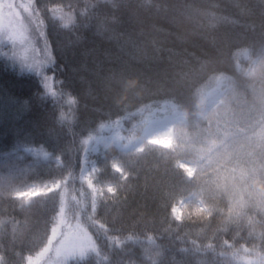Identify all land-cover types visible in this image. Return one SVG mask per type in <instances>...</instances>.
Here are the masks:
<instances>
[{"label": "trees", "instance_id": "obj_1", "mask_svg": "<svg viewBox=\"0 0 264 264\" xmlns=\"http://www.w3.org/2000/svg\"><path fill=\"white\" fill-rule=\"evenodd\" d=\"M32 5L39 71L0 53V264H264V0ZM219 74L221 102L199 116L200 91ZM163 102L184 114L173 145L91 156L94 183L114 189L93 209L80 181L84 140Z\"/></svg>", "mask_w": 264, "mask_h": 264}, {"label": "rangeland", "instance_id": "obj_2", "mask_svg": "<svg viewBox=\"0 0 264 264\" xmlns=\"http://www.w3.org/2000/svg\"><path fill=\"white\" fill-rule=\"evenodd\" d=\"M32 8V0H0V53L27 71H39V67L42 64V59L40 58H43L45 46L41 45L40 42L37 46L32 43L34 37H30V28L36 19ZM8 46L11 47L9 50L7 49ZM238 57L242 60L249 59L246 51L242 52ZM255 65V61H250L248 71H253ZM238 67H240L239 64ZM221 85V78H218L211 87L200 91V116L206 115L208 111L220 104L224 93ZM132 116L136 117V120L129 127L124 125V119L128 120L129 118L125 117L124 119L101 125L96 133L89 135L84 140L85 150L80 181L86 185L91 193L93 209L102 193L104 191L108 192L107 189L110 187L101 188L94 183L96 167L94 161L91 160V156L109 146H114L126 152H140L145 143L171 147L174 142L172 130L177 123L183 121V114L175 105L169 102L160 104L158 108H142L133 113ZM162 140H168V142ZM26 152L41 160H47L49 156L40 149H27ZM114 168L118 167L114 165ZM59 187V183L31 186L15 196L28 201L33 197L55 191ZM24 192L39 194L22 196L21 193ZM184 203V201H181L175 206L178 209L176 214L172 212L176 220H179L176 215L181 216Z\"/></svg>", "mask_w": 264, "mask_h": 264}, {"label": "snow or ice", "instance_id": "obj_3", "mask_svg": "<svg viewBox=\"0 0 264 264\" xmlns=\"http://www.w3.org/2000/svg\"><path fill=\"white\" fill-rule=\"evenodd\" d=\"M164 142H168V140H162ZM209 151H211V149H209ZM193 164L195 163H198L197 161H192ZM177 167L180 168V169H183L185 173H187V176L188 177H192V174H193V168L189 167L187 165V162H179L177 164ZM114 171L116 172H119V169L118 168H114L113 169ZM261 179L264 180V176H261ZM90 184V182H89ZM91 186V185H90ZM107 191L109 192V194H114V189L113 188H108ZM39 193H32V192H24V193H21L22 196H33V195H38ZM61 211H63V209H61ZM172 212L173 214H176L178 212V209L174 206L172 208ZM176 218L177 219H180V216L179 215H176ZM262 261H264V258H261Z\"/></svg>", "mask_w": 264, "mask_h": 264}]
</instances>
